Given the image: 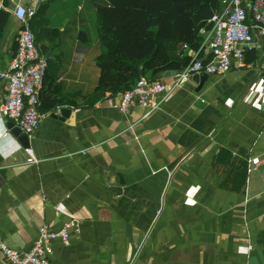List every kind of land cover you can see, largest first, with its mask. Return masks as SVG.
Listing matches in <instances>:
<instances>
[{"label": "crops", "instance_id": "obj_1", "mask_svg": "<svg viewBox=\"0 0 264 264\" xmlns=\"http://www.w3.org/2000/svg\"><path fill=\"white\" fill-rule=\"evenodd\" d=\"M17 2L33 0L3 9ZM53 2L46 13L59 41L45 57L60 63L62 95H88L100 76L96 9L109 0ZM222 7L219 0L214 12ZM18 27L9 18L0 35V71ZM209 30L199 31L198 48L181 44L176 54L205 57ZM261 55L255 37L244 68L192 77L145 119L136 105L120 114L117 95L64 107L66 116L48 111L29 148L0 116V241L24 252L44 224L80 218L71 244L53 245L52 264H264V163L247 173L249 157L264 158ZM178 73L161 80L171 84ZM4 94L0 80V105Z\"/></svg>", "mask_w": 264, "mask_h": 264}, {"label": "built area", "instance_id": "obj_2", "mask_svg": "<svg viewBox=\"0 0 264 264\" xmlns=\"http://www.w3.org/2000/svg\"><path fill=\"white\" fill-rule=\"evenodd\" d=\"M46 0H33L29 6L17 2L10 10L11 19L18 23L14 34L16 50L0 71L4 82V100L0 116L31 138L39 127L42 114L40 93L44 83L47 59L39 50L29 21ZM222 9L212 14L211 28L204 33L205 57H195L178 73L173 83L139 79L134 87L117 95L114 107L125 115L136 105L144 110L142 119L157 110L163 100L194 75L222 77L246 66L245 49L255 37L261 42V70L264 73V0H220ZM184 49L187 45H183ZM59 112V109H58ZM85 151H81L83 154ZM264 158H248L247 173H256ZM264 191V176L262 178ZM80 218H70L60 226L44 224L35 243L24 252L16 251L0 241V254L6 264H52V247L58 243L67 248L79 232Z\"/></svg>", "mask_w": 264, "mask_h": 264}, {"label": "trees", "instance_id": "obj_3", "mask_svg": "<svg viewBox=\"0 0 264 264\" xmlns=\"http://www.w3.org/2000/svg\"><path fill=\"white\" fill-rule=\"evenodd\" d=\"M12 0H2L0 35L9 18L5 11ZM51 0L41 4L29 27L42 54L58 46V30L49 25L47 8ZM219 0H109L96 9V32L100 52L96 64L100 70L94 91L62 95L56 81L60 70L58 59H47L44 83L40 93L41 114L57 108H92L106 97L128 91L136 82L161 80L164 72H181L192 61L177 53L179 45L198 48L199 31L210 29L208 23L218 9ZM75 96L81 102L73 101Z\"/></svg>", "mask_w": 264, "mask_h": 264}, {"label": "water", "instance_id": "obj_4", "mask_svg": "<svg viewBox=\"0 0 264 264\" xmlns=\"http://www.w3.org/2000/svg\"><path fill=\"white\" fill-rule=\"evenodd\" d=\"M175 74H176V72L167 71L163 75H164V77H169V76L175 75ZM206 76H207L206 74L201 73L200 75H194L193 79L196 80V79L199 78L202 81V80H204L206 78ZM59 112H60V114L62 116H66L70 112V110H68L66 108H62V109H60ZM52 116L53 117H57L55 115H52ZM8 128L11 130L12 134L17 138L18 142L21 144L22 147H24V148H29L30 147L29 138H28V136L25 133L21 132L12 123L8 124Z\"/></svg>", "mask_w": 264, "mask_h": 264}, {"label": "rangeland", "instance_id": "obj_5", "mask_svg": "<svg viewBox=\"0 0 264 264\" xmlns=\"http://www.w3.org/2000/svg\"><path fill=\"white\" fill-rule=\"evenodd\" d=\"M70 1V7L71 5H74L73 3H75L76 0H69ZM69 3V2H68ZM52 8H55L57 6H61V0H54V2L51 4Z\"/></svg>", "mask_w": 264, "mask_h": 264}]
</instances>
